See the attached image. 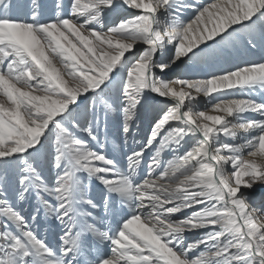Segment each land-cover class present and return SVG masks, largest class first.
Returning <instances> with one entry per match:
<instances>
[{"label":"snow or ice","instance_id":"1","mask_svg":"<svg viewBox=\"0 0 264 264\" xmlns=\"http://www.w3.org/2000/svg\"><path fill=\"white\" fill-rule=\"evenodd\" d=\"M0 264H264V0H0Z\"/></svg>","mask_w":264,"mask_h":264},{"label":"bare ground","instance_id":"2","mask_svg":"<svg viewBox=\"0 0 264 264\" xmlns=\"http://www.w3.org/2000/svg\"><path fill=\"white\" fill-rule=\"evenodd\" d=\"M259 53H256L255 55H249L247 58L248 59H258L259 58ZM222 66H224V67H228L229 65H227V64H223Z\"/></svg>","mask_w":264,"mask_h":264}]
</instances>
